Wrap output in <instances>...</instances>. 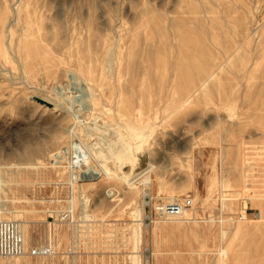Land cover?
I'll use <instances>...</instances> for the list:
<instances>
[{"label": "rangeland", "instance_id": "rangeland-1", "mask_svg": "<svg viewBox=\"0 0 264 264\" xmlns=\"http://www.w3.org/2000/svg\"><path fill=\"white\" fill-rule=\"evenodd\" d=\"M14 1L0 0L2 215L25 222L31 242L54 199L72 196L93 223L79 241L53 223L59 254L0 264H131L129 210L144 187L154 222L138 264H264V0ZM203 68L213 75L195 90ZM127 123L148 131L146 183L102 176L68 192L71 172L96 166ZM84 145L87 164L73 166ZM182 198L192 206L178 220L154 217V204Z\"/></svg>", "mask_w": 264, "mask_h": 264}, {"label": "bare ground", "instance_id": "bare-ground-1", "mask_svg": "<svg viewBox=\"0 0 264 264\" xmlns=\"http://www.w3.org/2000/svg\"><path fill=\"white\" fill-rule=\"evenodd\" d=\"M16 1V0H15ZM15 1H14V3H15ZM95 1V0H94ZM13 3V2H12ZM11 3V4H12ZM95 3V2H94ZM96 6V5H95ZM15 8V7H14ZM15 13H18V10H15ZM86 13V12H85ZM70 14V13H69ZM57 15V14H56ZM70 15H72V14H70ZM75 15V14H74ZM73 15V16H74ZM59 18V17H58ZM13 22H14V20H12ZM62 21H63V19H62ZM11 22V21H10ZM64 23V22H63ZM63 23H62V25H63ZM65 24V23H64ZM64 26V25H63ZM155 26H157V25H155ZM8 28V27H7ZM63 31H64V29H63ZM250 32H251V30H250ZM49 34H50V32H49ZM50 36V35H49ZM51 37V36H50ZM112 38H114V37H112ZM118 39V38H117ZM115 43V42H114ZM114 43H113V45H114ZM125 44H126V50L127 51H129L130 50V47H131V45H132V40L129 42V44H128V42H125ZM112 45V44H111ZM112 45V46H113ZM10 47V46H9ZM108 47H109V45H108ZM107 47V48H108ZM111 47V46H110ZM115 47V46H114ZM110 49L111 48H108V50L109 51H106V52H109V55L106 57V60L108 59V61H110L111 59L113 60V58H114V53H112V50L110 51ZM11 50V49H10ZM12 52V51H11ZM130 53V52H129ZM13 54V53H12ZM11 54V55H12ZM13 56V55H12ZM110 59V60H109ZM112 62V61H111ZM105 63H106V61H105ZM108 64H110L109 62H108ZM108 64H107V67H108ZM220 66V65H219ZM109 68H110V66H109ZM108 68V69H109ZM107 70V68L105 69V71ZM108 71V70H107ZM72 73V72H71ZM197 74H196V76H198V77H201V79H200V81H199V84H198V86H197V88L195 89V90H197V89H199V88H201V87H203L204 85H206V83L210 80V78L212 77V75H213V73L211 72L210 73V71L209 72H206V70L203 68V70H200V71H197L196 72ZM9 75H11V74H9ZM108 75H110L109 73H108ZM12 77V76H11ZM24 77V76H23ZM75 77V76H74ZM14 78H16V77H14ZM19 78V77H18ZM74 79V78H73ZM85 84V83H84ZM29 86V85H28ZM31 86V85H30ZM61 86V85H60ZM88 87V86H87ZM100 87V86H99ZM88 89V88H87ZM194 90V91H195ZM60 91V90H59ZM87 92H88V90H87ZM90 92V91H89ZM87 93L88 95H89V97H90V93ZM205 92V91H204ZM61 93V92H60ZM39 95H42V94H39ZM39 95H37L36 94V96H37V98H40V99H42V100H44V101H47V102H49L50 104H51V106L49 107V108H51V109H55L56 108V106H57V103L58 102H51V99H49V100H47L46 98H47V95H45L44 94V96H45V98L44 97H42V96H39ZM87 95V96H88ZM87 96H85L84 98H86L87 99ZM88 97V98H89ZM92 97V96H91ZM48 98H50L49 96H48ZM56 98V97H55ZM73 98V97H72ZM80 98V97H79ZM189 98V97H188ZM92 99V98H91ZM89 100V99H88ZM54 101V100H53ZM90 102V101H89ZM105 102V101H104ZM62 103V102H61ZM73 103V102H72ZM59 104H60V102H59ZM60 106H61V104H60ZM68 106V105H67ZM86 105H84V107H85ZM88 106V105H87ZM86 106V107H87ZM90 106V105H89ZM92 107V106H91ZM58 108V107H57ZM60 108V107H59ZM69 108V107H68ZM88 108V107H87ZM61 109V108H60ZM111 109V108H110ZM110 109H108V110H110ZM58 113V112H57ZM80 114V113H79ZM97 114V113H96ZM95 114V116L97 117V115ZM101 117V116H100ZM120 118V117H119ZM95 119V118H94ZM88 120V119H87ZM86 120V121H87ZM81 122H82V120H80ZM79 120L78 121H76V123L77 122H80ZM94 121V120H93ZM96 121V120H95ZM110 121V120H109ZM123 121H125V120H123ZM138 121V120H137ZM116 122V121H115ZM129 122V121H128ZM147 122V121H146ZM75 123V124H76ZM104 123H105V121H104ZM103 123V124H104ZM106 123H108V122H106ZM114 123V122H113ZM125 123V122H124ZM83 124H84V121H83V123H81V125L83 126ZM97 124V123H96ZM116 124L118 125H116L117 127H121V125L122 124H120V126H119V123L118 122H116ZM140 124H141V122H140ZM50 125V124H49ZM106 125V124H105ZM124 125V124H123ZM127 126H124V127H126L125 129V131L124 132H120V131H118L119 129H115V130H117V135H116V137H115V135L114 136H112V135H110V136H112L113 138H114V143H116V142H118L119 141V143H117V145L115 144V146H112L114 143H113V141H112V139H110V141H111V143H113L110 147H109V150L106 152V153H100V152H95V153H97V157L99 158L97 161V165L96 166H88L87 165V167L86 168H84V169H81L80 168V172H83L84 173V180H95V181H97V180H100V177H102V176H105V177H107V178H112V177H116V178H122L123 180H125V182H126V184H128V185H131V186H134L133 184H134V181L137 179V178H139L140 176H143V175H145L146 173H148V171L152 168V164H149L148 165V167H146L144 170H142L141 172H139L137 175H135V176H133V177H131V178H127L124 174H119L118 172H116V169L114 168V166H116L117 168H122V166H124V164H126L127 162H129V161H131V160H134L135 159V156H134V154L135 153H137V152H139V150H140V148H141V146L144 144L143 142H145V141H147L148 140V131L147 130H144L143 129V126H141V125H131V124H129V123H127L126 124ZM50 126H52V125H50ZM73 126V125H72ZM59 127H61V126H59ZM87 127V126H86ZM86 127H84L83 126V129H85ZM98 127H99V125H98ZM102 128H103V126H101ZM100 127V128H101ZM106 127H109V124H108V126L106 125ZM64 128V127H63ZM69 128V127H68ZM89 128V127H88ZM93 128V127H92ZM95 128H97V127H95ZM110 128V127H109ZM123 128V127H122ZM145 128V127H144ZM71 129V128H70ZM87 129V128H86ZM99 129V128H98ZM68 130V129H67ZM75 130V129H74ZM73 130V131H74ZM96 130V129H95ZM100 130H102V129H100ZM106 130H107V128H106ZM113 130V129H112ZM103 131H104V129H103ZM114 131V130H113ZM100 133L99 134H102L103 132H101V131H99ZM106 133H108L109 132V130L108 131H105ZM104 132V133H105ZM104 133L102 134L103 136H104ZM73 134H74V132H73ZM77 134V133H76ZM76 134H74V135H76ZM95 134V133H94ZM109 135H107L108 137H109ZM99 136V135H98ZM96 138H99V137H97L96 136ZM100 139V141L101 140H103V138L101 139V138H99ZM105 139H106V137H105ZM104 139V140H105ZM108 140V139H107ZM110 141H108V142H110ZM242 142V141H241ZM126 143V144H125ZM122 144H125L124 146H121ZM86 146H87V144H86ZM86 146L84 145V149H82V155L80 156V155H76V157L77 158H75L74 160H71L72 161V163H73V166H74V164H76V166L78 165V164H80V161L82 160V162H84L85 164H87V156H88V154H89V152H87L88 150H87V148L89 149V147H87L86 148ZM121 146V148L119 149V147ZM104 147V146H103ZM108 147V146H107ZM63 149H65V147L63 148ZM62 149V150H63ZM94 149V148H93ZM91 150V149H90ZM60 152H61V149L60 150H56V151H54V152H52L51 154H49L50 156H51V158H50V163L52 164V165H55V166H60V163L59 162H61V160L59 159V157L61 156V154H60ZM94 152V151H93ZM92 152V153H93ZM103 154H105L106 155V157H105V159H103L102 158V155ZM66 155V154H65ZM91 155V154H90ZM63 157V156H62ZM96 157V158H97ZM95 158V159H96ZM75 161V162H74ZM95 161V160H94ZM64 166V165H63ZM73 166H71L72 168H73ZM75 170V169H74ZM80 176H82V173H80ZM144 177V184L146 183V180H145V176H143ZM142 177V178H143ZM63 182V181H62ZM145 186V185H144ZM81 189V188H80ZM79 189V190H80ZM141 192V191H140ZM83 198V197H82ZM223 198V197H222ZM151 199H152V195L148 192V191H146V189H145V187L143 188V190H142V199H141V203H139V202H137V201H133L134 202V205H133V207L131 208V210H129L130 211V216H133L134 218H132V220H133V225H131V236L133 237V239L135 240V242H134V245L135 246H133V250H132V254H130V256H131V264H138L139 263V259H140V255H139V244H140V241H141V238H142V226H143V219H144V217H145V210H144V208H143V205H145V204H149L150 203V201H151ZM137 200V199H136ZM84 201H85V198H84ZM173 201V200H172ZM130 202V201H129ZM132 205V204H131ZM0 211L1 212H3L4 213V211H5V206H4V204L2 203V200H1V198H0ZM144 215V216H143ZM140 216H142V217H140ZM175 217V216H174ZM177 217V216H176ZM179 217V216H178ZM178 217H177V220H178ZM188 218V217H187ZM230 219V218H229ZM232 219V218H231ZM15 220H18V219H15ZM233 220V219H232ZM20 221V220H19ZM20 223H21V226H22V231H23V234L25 233V222H23V221H20ZM129 225V224H128ZM130 236V237H131ZM144 249V248H143ZM221 251V250H220ZM141 253H143L142 251H141ZM224 254V253H223ZM146 261V260H145Z\"/></svg>", "mask_w": 264, "mask_h": 264}, {"label": "built area", "instance_id": "built-area-1", "mask_svg": "<svg viewBox=\"0 0 264 264\" xmlns=\"http://www.w3.org/2000/svg\"><path fill=\"white\" fill-rule=\"evenodd\" d=\"M81 165L82 163L78 164L79 167ZM80 173H82V176H80ZM84 177L85 176L83 172L72 171L69 178L70 187L67 186V191H73L74 183L79 184L82 182L93 181L84 180ZM54 200L63 203L59 205V209L55 211L53 210L54 215H52V212H50L43 222H38L35 225V229L38 233H36V239L31 242L25 240L20 221L3 217L2 212L0 211V257H55L57 254H59V251L56 248L54 236L51 234V227L53 223H61L66 225L73 240L76 238L79 241V239L82 238L83 234L89 233L93 220L91 218H85L84 214H81L79 211L77 212L76 209H74L72 196L64 199ZM191 206V198H182L170 202H157L153 205L152 209L154 217L180 216L185 212L187 208H190ZM152 222H154V220L151 213L145 215L143 219L144 227L150 225ZM43 231L44 233L42 234ZM46 231L47 233L45 234ZM143 248V254H145V251L147 249H145V247ZM65 252L67 255L74 253L71 248H68ZM144 256L147 257V255Z\"/></svg>", "mask_w": 264, "mask_h": 264}, {"label": "water", "instance_id": "water-1", "mask_svg": "<svg viewBox=\"0 0 264 264\" xmlns=\"http://www.w3.org/2000/svg\"><path fill=\"white\" fill-rule=\"evenodd\" d=\"M36 100H38L39 102H41L42 104L46 105V106H51V104L47 101H44L40 98H36ZM144 144L141 146L139 152L135 153V159L131 160L129 162H127L126 164H124V166H122L121 171L122 174H124L126 177L131 178L135 175H137L139 172H141L142 170H144L147 165H148V160H147V151L143 150ZM114 168L116 169L117 167L114 166Z\"/></svg>", "mask_w": 264, "mask_h": 264}]
</instances>
